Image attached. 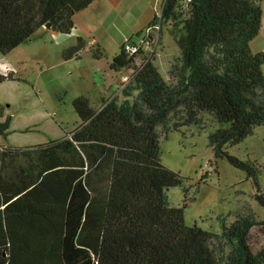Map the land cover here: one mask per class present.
I'll return each instance as SVG.
<instances>
[{"label": "trees", "instance_id": "trees-1", "mask_svg": "<svg viewBox=\"0 0 264 264\" xmlns=\"http://www.w3.org/2000/svg\"><path fill=\"white\" fill-rule=\"evenodd\" d=\"M95 0H0V53L39 29L68 35L74 16ZM264 0H162L151 25L166 27L179 49L165 79L154 60L121 45L111 69L130 81L123 99L100 107L78 97L80 125L65 137L0 146V264H264V220L249 207L221 233L188 226L189 190L161 162L160 139L171 131L218 124L209 135L217 157L246 174L264 209L259 167L226 147L264 125V52L253 54ZM83 41L69 49L74 54ZM0 75V84L10 80ZM2 119L0 136L10 134ZM180 187L181 207L167 192Z\"/></svg>", "mask_w": 264, "mask_h": 264}, {"label": "rangeland", "instance_id": "rangeland-1", "mask_svg": "<svg viewBox=\"0 0 264 264\" xmlns=\"http://www.w3.org/2000/svg\"><path fill=\"white\" fill-rule=\"evenodd\" d=\"M161 3L162 0H120L114 6L109 0H96L84 15L74 16L70 34L61 35L43 27L8 54L0 53V75L11 77L0 84V114L2 119L12 117L10 134L0 136V146H34L77 129L81 121L73 101L84 96L99 107L102 97L113 95L112 88L120 74L110 67L120 52V42L131 33L142 39L154 16L160 15ZM105 9L110 12L106 18L102 15ZM87 24L94 35V30L100 33L96 36L98 45H90ZM157 36L151 58L167 79L180 53L166 27ZM78 39L83 40L84 47L69 55L67 51L78 44ZM122 90L112 98L122 100ZM220 127L227 125L213 124L201 131L194 127L171 131L160 139L162 164L180 174L189 190L191 201L184 210L185 224L218 234L245 206L264 220V209L255 201L246 174L225 156L217 157L210 146L209 135ZM226 152L260 168L258 182L264 192V125L255 127L242 142L227 146ZM167 195L172 206H183L182 188H171ZM252 239L254 251L264 245V237L254 234Z\"/></svg>", "mask_w": 264, "mask_h": 264}, {"label": "crops", "instance_id": "crops-1", "mask_svg": "<svg viewBox=\"0 0 264 264\" xmlns=\"http://www.w3.org/2000/svg\"><path fill=\"white\" fill-rule=\"evenodd\" d=\"M96 1V0H95ZM95 1L93 2V3H95ZM110 2H112L113 4H114V6H118L119 5V3H120V0H109ZM142 2H144V1H142ZM93 3L91 4V5H93ZM91 5L88 7V8H86L85 10H83V11H81V12H79V13H77L76 15H84V13H86L87 11H88V9L91 7ZM262 9H263V18H262V25H261V30H260V32H259V34H258V36L253 40V42L251 43V47L252 48H254L255 49V52H257V53H260V52H262V51H264L263 49H264V3L262 4ZM110 14V12H108V10L107 9H105L104 10V12H102V15L103 16H105V18H106V16L107 15H109ZM103 24V20H101V23H100V28L102 27L101 25ZM89 27H87V29L89 30L88 32H89V36H90V45L91 46H95V45H98V40H97V38H96V36H98V34H100L97 30H94L95 31V35H94V32H92V28L90 27L91 25H89V24H87ZM45 28V27H44ZM46 29H48V28H46ZM48 30H51V29H48ZM51 31H53V30H51ZM54 32V31H53ZM54 33H56V32H54ZM62 35V34H61ZM125 38H130V39H132V40H134V41H138V39H139V37H138V35H134V33H131V34H129V35H126L125 37H124V39ZM123 39V40H124ZM79 40V39H78ZM82 40V39H81ZM123 40L120 42V48H121V45H122V42H123ZM83 41V40H82ZM84 42H83V47H84ZM101 48L98 46L97 47V50L99 51ZM253 49V50H254ZM121 53V49H120V52L118 53V54H116L114 57H116L117 55H119ZM114 59V58H113ZM111 68V67H110ZM116 73H118V74H120L119 75V77L116 79V81H115V85H114V87L112 88V90H113V95L116 93V92H118L121 88H123V86H120L119 84H120V79H121V77L123 76V75H126V73H122V72H117V71H115ZM112 95V96H113ZM112 96H110V97H112ZM104 97H102L101 98V101H102V99H103ZM109 98V97H108ZM108 98H104V99H108ZM101 105V104H100ZM100 107V106H99Z\"/></svg>", "mask_w": 264, "mask_h": 264}, {"label": "built area", "instance_id": "built-area-1", "mask_svg": "<svg viewBox=\"0 0 264 264\" xmlns=\"http://www.w3.org/2000/svg\"><path fill=\"white\" fill-rule=\"evenodd\" d=\"M156 33L157 35L160 33L159 24L148 26V28L145 30V35L138 41L125 38L122 43L125 53L129 56H135L142 53L148 58H151L158 40V36L155 35ZM129 81L130 77L123 75L120 79L119 85L124 87Z\"/></svg>", "mask_w": 264, "mask_h": 264}, {"label": "water", "instance_id": "water-1", "mask_svg": "<svg viewBox=\"0 0 264 264\" xmlns=\"http://www.w3.org/2000/svg\"><path fill=\"white\" fill-rule=\"evenodd\" d=\"M44 27L50 29V26L49 25H45Z\"/></svg>", "mask_w": 264, "mask_h": 264}]
</instances>
